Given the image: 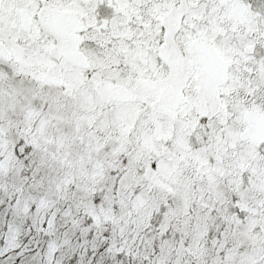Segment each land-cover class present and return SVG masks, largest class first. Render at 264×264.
<instances>
[{
    "label": "snow or ice",
    "instance_id": "1",
    "mask_svg": "<svg viewBox=\"0 0 264 264\" xmlns=\"http://www.w3.org/2000/svg\"><path fill=\"white\" fill-rule=\"evenodd\" d=\"M0 264H264V0H0Z\"/></svg>",
    "mask_w": 264,
    "mask_h": 264
}]
</instances>
